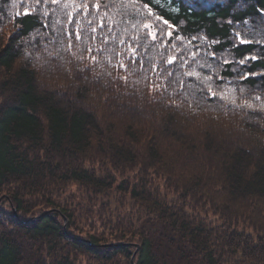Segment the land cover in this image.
<instances>
[{
  "label": "trees",
  "instance_id": "16d2710c",
  "mask_svg": "<svg viewBox=\"0 0 264 264\" xmlns=\"http://www.w3.org/2000/svg\"><path fill=\"white\" fill-rule=\"evenodd\" d=\"M18 1L0 0V264H264V0H76L73 23ZM71 184L89 209L57 201ZM114 191L142 213L99 231Z\"/></svg>",
  "mask_w": 264,
  "mask_h": 264
},
{
  "label": "rangeland",
  "instance_id": "374dc122",
  "mask_svg": "<svg viewBox=\"0 0 264 264\" xmlns=\"http://www.w3.org/2000/svg\"><path fill=\"white\" fill-rule=\"evenodd\" d=\"M23 2H24L23 0L18 1V3H20V4H22ZM4 13H5V11H4ZM262 17L264 19V15H262ZM160 26H161V27H159L160 29H170V28H167L166 26H162V25H160ZM239 29H251L250 23L247 25L244 24V26L243 27L241 26ZM249 99H250V97H249ZM250 103H251V101H250ZM124 173H125L126 178L132 179V177L134 176L133 173H131V172H124ZM117 181H119V179ZM154 185L158 186V188L160 189L161 196L165 197L168 201L172 202L178 198V195L176 193L168 190L166 188V186H164V184L162 185V183L155 182ZM80 194L81 193L79 192L78 185L71 184L70 186H68L66 193L63 194V196L60 199L58 198L57 201L60 202V205L63 207H65V205H67V204L75 203L74 205L71 204V205L66 206V207H69L70 209L74 208V206H76L77 204H78V208H80V207L85 208V206L90 203V200L88 197H86V195H85V199L81 200ZM7 197L9 198V196L6 193L0 194V209L6 213H9L10 212L9 207H10L11 202ZM25 199L29 200V203H26L28 205V212L26 213L27 214L26 218H29L31 216H37L39 214V212H41V210L44 209L43 206L38 207V206L34 205L33 202L30 201L33 198L28 196ZM126 205H129L128 200H126V198H124V197L120 198L119 195H117L115 193V191L109 192V193L104 194V195L97 196L95 198V206H92V211H93L92 220L94 221V223H95L96 227L99 229V231L102 230V225L107 224L108 222L112 223L113 225L120 224V222L122 220L126 221V218H131L135 222L137 220L138 216L142 213V210L138 206H135L134 212L132 214L133 217H131V215H128L129 212L126 209ZM85 209H89V207L85 208ZM77 210L78 209H75V212ZM185 210H187L188 214H190V215L193 214L192 211L190 209H188L187 206H186ZM95 213H103V214H106L107 216L104 217V221L102 222L99 220V218H97L95 216ZM16 216H17V214H16ZM202 217L206 218L208 220V222H211L215 225L220 224V219L217 216H213L210 214L208 216L202 215ZM22 218H24V217H22ZM77 229L79 231L80 230L83 231V230H89L90 228L88 226L84 225V223L79 222V224L77 225ZM246 234L251 235V231H247ZM72 257L76 260L77 264H98L96 262V260H94L90 256L84 257L80 254L72 253L71 258ZM110 264H116V263H110ZM117 264H125V261L123 259H119V262Z\"/></svg>",
  "mask_w": 264,
  "mask_h": 264
},
{
  "label": "snow or ice",
  "instance_id": "6c2138e0",
  "mask_svg": "<svg viewBox=\"0 0 264 264\" xmlns=\"http://www.w3.org/2000/svg\"><path fill=\"white\" fill-rule=\"evenodd\" d=\"M52 3H53V4H58V6L62 7V8L65 9V10H69V11H67V15L69 16V21H68V23H73V20L71 19V17H72L76 12H78L81 8H83V9L85 10V12H87V9H88V7H89V5H87V4L77 3L76 0H52ZM94 7H96L97 9H99L100 5H99V4H96V5H94ZM145 7H147V5H145ZM189 7H192V5H189ZM25 14H26V15L28 14V13H27V10L25 11ZM149 15H151V12H149ZM157 19H159V17H157ZM89 23H91V21H89ZM165 23H166V21H165ZM244 24L247 25L248 22H247V21H244ZM99 26H100V27H104V25H103L102 23H101ZM143 27H144L146 30H148L146 34H147V35H150V36L152 37L153 40H156V39L158 38V33H159L161 30H159L158 28L154 29V26L151 25L150 23H145V24L143 25ZM172 27H173L172 25H169V28H172ZM91 31H92L93 33H95V32H96V28L93 27V28L91 29ZM82 33H83V29H82V27H77V29L75 30V39H76V40H82V39H84V36H83ZM167 35H168L169 37H172V31H169V32L167 33ZM95 38H96L95 36L91 37V39H95ZM175 39H176V40H180L181 37L176 36ZM236 39L239 40V42H240L241 44H246V43H249V42H250V40H249L248 37H246V36H245V37H241L240 34H239V32H237V34H236ZM106 42H107V41H105V43H106ZM120 43L123 44L124 42L121 41ZM70 46H71V45H70ZM89 51H91V49H89ZM131 51L134 53V52H135V49H131ZM92 59H93V61H95V60H96V57L93 56ZM176 59H177V57H176L175 55L170 56V57L168 58V63H169V64H172ZM193 59H194V57H193ZM252 59H255V57H253ZM244 62H245L244 59H241L240 63L243 64ZM201 66L203 67V65H201ZM120 67L123 68V67H125V65H124L123 63H121V64H120ZM188 75H189V76H193V77H195L197 74L193 71V72H189ZM211 79H212L211 76H205V77L203 78L202 82H204V81H211ZM208 91H209V93H210L212 96H215V95H216V91L211 87L210 84H209V86H208ZM221 98H223V97H221Z\"/></svg>",
  "mask_w": 264,
  "mask_h": 264
}]
</instances>
